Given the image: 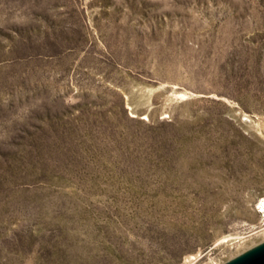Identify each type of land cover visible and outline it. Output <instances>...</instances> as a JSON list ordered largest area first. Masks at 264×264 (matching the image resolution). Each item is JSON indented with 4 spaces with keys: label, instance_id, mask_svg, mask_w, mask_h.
<instances>
[{
    "label": "rangeland",
    "instance_id": "1",
    "mask_svg": "<svg viewBox=\"0 0 264 264\" xmlns=\"http://www.w3.org/2000/svg\"><path fill=\"white\" fill-rule=\"evenodd\" d=\"M263 197L264 0H0V264H224Z\"/></svg>",
    "mask_w": 264,
    "mask_h": 264
},
{
    "label": "water",
    "instance_id": "2",
    "mask_svg": "<svg viewBox=\"0 0 264 264\" xmlns=\"http://www.w3.org/2000/svg\"><path fill=\"white\" fill-rule=\"evenodd\" d=\"M224 264H264V242L248 249Z\"/></svg>",
    "mask_w": 264,
    "mask_h": 264
},
{
    "label": "bare ground",
    "instance_id": "3",
    "mask_svg": "<svg viewBox=\"0 0 264 264\" xmlns=\"http://www.w3.org/2000/svg\"><path fill=\"white\" fill-rule=\"evenodd\" d=\"M261 206L263 207V209H261V210H264V197L262 198V201H261ZM189 257H190V258H192V257H193V255H190Z\"/></svg>",
    "mask_w": 264,
    "mask_h": 264
}]
</instances>
